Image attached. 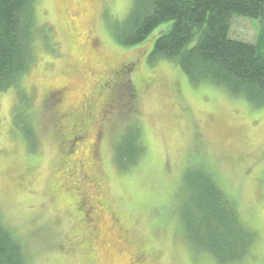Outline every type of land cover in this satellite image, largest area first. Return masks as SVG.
Wrapping results in <instances>:
<instances>
[{"label":"rangeland","instance_id":"rangeland-1","mask_svg":"<svg viewBox=\"0 0 264 264\" xmlns=\"http://www.w3.org/2000/svg\"><path fill=\"white\" fill-rule=\"evenodd\" d=\"M131 6L132 0L37 2L36 23L47 39L37 38L32 66L17 86L0 94V217L22 242L27 264H223L219 255L193 249L177 214L189 193L185 172L195 174L204 165L253 235L249 253L236 264H264V106L255 108L211 85L194 86L173 62L150 63L153 41L167 26L137 46L121 47L114 31ZM231 21L230 39L255 45L257 37L264 38L263 21ZM121 64L130 69L120 77L109 112L89 125V140L70 156H63L61 144L58 159L60 115L76 111L77 121L84 117V103L99 106V87L115 80L113 71ZM131 85L137 88L132 98ZM55 90L62 91L59 104L45 99ZM133 123L144 155L121 171L113 149L128 140L126 128ZM30 125L33 143L25 135ZM96 130L103 134L97 141L99 175L75 179L87 169L81 165L72 172V161L85 155ZM60 160L71 170L57 171ZM61 181L93 200L102 187L100 198L110 203L132 249L105 219L91 260Z\"/></svg>","mask_w":264,"mask_h":264},{"label":"trees","instance_id":"trees-1","mask_svg":"<svg viewBox=\"0 0 264 264\" xmlns=\"http://www.w3.org/2000/svg\"><path fill=\"white\" fill-rule=\"evenodd\" d=\"M38 1L0 0V94L17 86L32 66L37 38L47 39L46 32L38 28L36 23L35 9ZM233 17L264 22V0H132L127 17L114 31V39L121 47H134L144 42L155 29L167 26L153 41L148 56L150 63H155L156 60L173 62L192 85H211L233 97L244 99L255 108L263 107L264 38L263 35L257 37L255 45L230 39ZM129 69L126 64L114 69L113 85L107 81L99 87L100 105L84 103L85 107L79 108L83 110L80 112L84 117L78 116L79 119L74 120L76 111L72 115H68L69 112L67 115H60V140H57V144L63 145V156H70L77 151L79 145L87 143L89 137L85 132L89 125L94 124L96 118L105 116L101 108L104 107V102L101 101L111 100L104 107L105 113L109 112L112 98L118 94L120 77L127 74ZM115 70L119 71L118 75L114 74ZM109 85L115 88L114 94L108 90ZM125 85L127 86L126 82ZM50 93L51 104L57 101L59 104L63 98L62 91ZM127 93L132 98L137 93V88L131 85V89L127 88ZM131 125L126 128L128 140L122 142V145L117 143L113 149V161L121 171L136 165L144 155L145 147L141 145L140 129L135 123ZM25 135L29 141L34 142L31 125L25 127ZM101 136L103 134L99 130L94 131L92 142L87 146L89 160L93 164L97 162V141ZM33 149L36 152L34 144ZM59 149L61 150L60 146ZM86 152L75 161L87 159ZM68 164L61 161L57 171L65 172ZM96 164L87 179H96L99 175ZM201 167L195 174L189 171L184 174V184L189 193L186 201L179 204L177 214L185 239L194 250L196 247L202 253L219 255L223 264L239 263L249 253L253 235L242 224L233 198L222 190L204 165ZM76 175L79 174L74 175L75 179ZM61 185L64 186L60 183ZM68 186L66 185L67 189ZM72 189L74 194H83L88 199L87 194L77 192L79 188H73L72 185ZM62 191L67 200L68 192L65 189ZM99 199L100 206L104 209L103 216H95L102 218V224L107 219L119 233L121 231L123 236L119 235L122 242L131 250L132 247L126 240L129 236L125 233L124 226L111 213L110 203L102 197ZM97 200L90 198V203L86 201V204L89 207L97 206ZM74 217L77 219L76 213ZM86 239L90 241L88 252L92 260L91 251L99 244L101 237L94 239L88 236ZM27 260L22 242L0 217V264H27Z\"/></svg>","mask_w":264,"mask_h":264},{"label":"flooded vegetation","instance_id":"flooded-vegetation-1","mask_svg":"<svg viewBox=\"0 0 264 264\" xmlns=\"http://www.w3.org/2000/svg\"><path fill=\"white\" fill-rule=\"evenodd\" d=\"M118 72H116V70H115L114 74L115 75H118ZM113 83L114 82H112L110 84L113 85ZM111 85H109V89L108 90H110V93L111 94H114L115 88L112 87ZM51 96H52L51 93L50 92H47V94L45 96L46 97L45 99L46 100H49ZM102 102H104V105L103 106L105 107V106H107V105L110 104L111 100H108L107 101V100L104 99V100L101 101V103ZM104 107L101 106V108H102V114H105V111H106ZM59 146L60 145L58 143L57 144V148H58V159H60V157H61L60 156L61 155V152H60ZM86 157H87V159L83 163H79L78 160L76 162L75 159H74V161H72V167L75 168L74 170L72 169V172H74V171L76 172L77 166H78V169L81 170V167H82L81 165H85L84 166V169H87L88 172L82 170L81 173H78L79 176H81V177L83 175H87L89 173L92 174V170L94 168L93 165L96 164V163L93 164V162H90V160H89L90 159V153L88 151L86 152ZM59 162H61V160ZM69 166H68V170H71L72 167H69ZM86 167H88V168H86ZM93 173H94V171H93ZM78 177H76V178H78ZM80 179H82V178H80ZM69 183L70 182L64 183L63 181H61V184H64V186H62V188L65 189V192L66 191L68 192V197H67L68 203L73 208L74 213H76L77 217H79L78 218V221H79L80 226H81V228L79 229V231L81 232V237H83V241H84L83 242V245H84V248L88 251V244L90 243V241H87L86 238H88V236L89 237L91 236V237H94V239H96L97 237L100 236V232L98 231V229H99L100 226L103 225L102 224V218L101 219H98L95 215H97V216H99V215L103 216L102 210H104V209H102L101 206H100V199L97 200L98 201L97 203H96V201H94L97 204V206L89 207L86 204L87 199H86V197L83 196V194H74L73 191H71L69 188L68 189L66 188V185H69ZM96 187H98L97 186V182H95V188ZM100 194H101V188H99V190H98V195H99L98 197L101 196ZM106 205H107V203H106ZM119 234L121 236H123L121 234V231H120Z\"/></svg>","mask_w":264,"mask_h":264},{"label":"snow or ice","instance_id":"snow-or-ice-1","mask_svg":"<svg viewBox=\"0 0 264 264\" xmlns=\"http://www.w3.org/2000/svg\"><path fill=\"white\" fill-rule=\"evenodd\" d=\"M117 39H119V37H117ZM155 58H156V55L154 54V55H153V60H155Z\"/></svg>","mask_w":264,"mask_h":264}]
</instances>
